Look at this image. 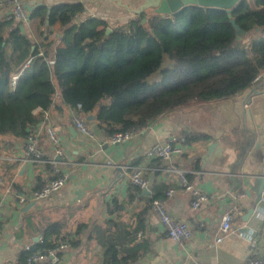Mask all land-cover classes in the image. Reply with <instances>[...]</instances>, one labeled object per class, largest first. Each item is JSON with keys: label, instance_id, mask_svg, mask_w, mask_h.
I'll return each instance as SVG.
<instances>
[{"label": "crops", "instance_id": "1", "mask_svg": "<svg viewBox=\"0 0 264 264\" xmlns=\"http://www.w3.org/2000/svg\"><path fill=\"white\" fill-rule=\"evenodd\" d=\"M122 1L131 8H138L144 0ZM78 3L85 8L84 15L76 19L79 22L99 18L114 29L134 18L114 0H24V7L27 12L32 10L31 17L41 8L49 10L62 4ZM4 13L5 10L0 11V18ZM42 29L39 19L32 17L30 26L22 27L37 43ZM51 31L46 44L53 43L51 50L63 47L60 25H55ZM249 40L246 38L245 42ZM254 88L263 90L264 83L255 84ZM248 92L228 100L178 109L119 145L110 144V137L98 128L95 120H88L90 116L86 124L92 138L81 135L73 127L72 110L58 113L51 109L52 123L64 153L62 168L69 180L58 194L24 211L31 203L20 206L17 197L32 194L39 179L42 182L51 179L50 172L43 166L18 165L11 173L0 166V264H19L24 249L42 236L44 227L53 223L60 224L63 233L78 242L64 253L62 264H105L103 242L110 238L119 242L121 256L137 243L148 245L149 251L136 264H193L189 257L202 264H248L250 258L264 254V192L253 216L245 221L256 199L251 190L253 176L260 173L264 161V148L255 149L257 142L264 143V94L253 97L246 107L252 115L254 131L251 132L245 121L241 129L243 122L235 108L247 98ZM235 131L253 135L252 148L241 162L229 142ZM186 135H206L210 140L187 145L186 152L170 163L147 159L146 153L154 144L172 136ZM25 143L16 141L13 153L8 154L22 155ZM214 143L218 144L217 148L209 149ZM40 147L47 157L54 155L55 148L46 137L41 138ZM135 169L143 171L151 195H142L143 190L139 189V193H132L131 200L130 178ZM177 171L190 175V185L208 198L199 211L191 210L192 195L181 185ZM163 186L173 191L172 197L166 196L163 201L167 213L186 222L190 228L191 237L184 247L167 237L153 209L146 215L144 228L137 233L136 215L145 209L153 191L160 192ZM230 210L234 213L232 231L216 244L222 217ZM27 217L34 218L33 226L22 235L20 230ZM79 226L85 228L76 235ZM252 240L256 242L255 247Z\"/></svg>", "mask_w": 264, "mask_h": 264}, {"label": "trees", "instance_id": "2", "mask_svg": "<svg viewBox=\"0 0 264 264\" xmlns=\"http://www.w3.org/2000/svg\"><path fill=\"white\" fill-rule=\"evenodd\" d=\"M84 13L80 3L55 6L50 13L47 8L35 11L31 17L38 18L43 28L39 43L22 31L20 23L0 18V154L13 153L16 141L26 142L51 109L72 110L85 121L94 115L98 128L111 137L142 131L178 109L239 96L254 88V80L264 70V0H242L234 9L233 19L249 34L241 42L228 14L217 9L189 7L173 16L146 12L109 35L108 24L99 18L75 23ZM48 16L50 28L59 24L63 34V47L55 50L52 42L46 44L52 34L46 35ZM246 38L250 40L245 42ZM231 136L229 142L241 162L252 148L253 135L235 131ZM185 139L187 145L210 140L206 135ZM18 165L3 167L14 173ZM43 167L51 172L49 166ZM185 177L191 184L192 177ZM45 183L39 179L34 192ZM162 188L153 191L145 209L136 215L137 233L153 203L166 199L170 187ZM139 191L131 184L130 199ZM114 205L118 207L116 200ZM33 220L25 219L22 235ZM41 234L42 242L22 252L19 264L60 243L70 247L78 243L58 223L48 224ZM103 244L105 264H136L149 251L144 242L137 243L121 256L117 240L105 239Z\"/></svg>", "mask_w": 264, "mask_h": 264}, {"label": "built area", "instance_id": "3", "mask_svg": "<svg viewBox=\"0 0 264 264\" xmlns=\"http://www.w3.org/2000/svg\"><path fill=\"white\" fill-rule=\"evenodd\" d=\"M5 10L4 16L8 20H13L24 28L31 24L29 12L24 7V0H0V11ZM49 64L53 65L54 61L49 60ZM17 77L13 78L15 84ZM264 83V70L254 80V84ZM81 107L79 106L78 109ZM73 127L84 136L92 138V133L88 128L86 121L83 120L75 112L72 114ZM136 132L116 133L109 138V143L112 145L124 144L129 142ZM46 137L48 142L55 148L54 155L47 157L45 152L41 150V138ZM186 139L183 136H172L165 142L154 144L146 153L148 160H159L171 162L175 157L182 156L186 152ZM64 158V153L60 149V139L58 131L52 123L50 111L45 112L42 123L37 129L27 138L22 155L16 156L3 152L0 154V166L5 163H17L19 165H33L50 167L51 172L49 179L45 185L36 192H32L29 196L20 195L17 197V202L20 206H26L29 203H41L49 200L58 194L67 184L69 180L68 174L63 171L61 160ZM181 185L191 193L192 200L190 208L193 212L201 209L203 204L208 201V198L197 188L191 186L186 180L185 173L177 171ZM141 169H135L131 175L130 181L141 190H149V184L143 177ZM173 191L167 193V197H172ZM0 204V212H1ZM157 214L160 223L165 229L166 235L175 243L184 247L187 240L191 237V231L186 222L178 221L171 217L164 206L163 201H155L152 207ZM234 224V213L230 210L222 217L220 224V234L216 239V244L221 243L232 231ZM1 235V234H0ZM43 237L38 238L37 242L27 246L24 251H29L36 243L42 242ZM252 246H256V242L252 240ZM70 248L68 243H60V245L49 251L47 254L34 253L27 259V264H62L64 253ZM23 251V252H24ZM193 264H202L189 257ZM248 264H264V254L254 256L248 260Z\"/></svg>", "mask_w": 264, "mask_h": 264}, {"label": "water", "instance_id": "4", "mask_svg": "<svg viewBox=\"0 0 264 264\" xmlns=\"http://www.w3.org/2000/svg\"><path fill=\"white\" fill-rule=\"evenodd\" d=\"M242 0H144L143 3L138 8H131L129 5L125 4L122 0H114V2L122 9H124L129 14L133 15L134 17H139L145 14L147 11L152 10L155 14L163 15V16H173L181 13L186 8L189 7H199L205 9H217L225 11L228 14V18L230 20V24L233 26L234 30L236 31L237 41L241 42L246 36L243 30L237 25L236 21L233 19L232 14L234 9ZM52 8H49V13ZM31 12V9H28ZM75 23H81L75 20ZM47 28H46V35L50 33L51 28L49 26V16L47 18ZM111 28L107 29V34L111 33ZM263 90H258L256 88H252L248 92L247 98L243 102H239L236 104V115L240 119L243 124L241 125V129H243L244 121L248 126V130L251 132L254 131V126L252 124V115L251 112L246 108L250 105L251 99L255 96L263 95ZM241 109V110H240ZM90 121H94L95 118L90 116L88 118ZM74 131V128L71 129V132ZM218 144L214 143L209 146V149L217 148ZM264 148V143L257 142L255 145V149H262ZM25 167L22 169L24 171ZM254 183L252 186V192L256 195V199L254 202V208L248 211L245 221L247 222L254 214V211L259 203H261L263 199V192H264V161L263 167L261 168L260 173L253 176ZM142 195H151V191L143 190ZM247 195L250 196L248 192ZM36 206V203H31L27 207L24 208V211H28L30 208ZM38 239H35L34 242H37Z\"/></svg>", "mask_w": 264, "mask_h": 264}, {"label": "rangeland", "instance_id": "5", "mask_svg": "<svg viewBox=\"0 0 264 264\" xmlns=\"http://www.w3.org/2000/svg\"><path fill=\"white\" fill-rule=\"evenodd\" d=\"M147 12H152V10H149V11H147ZM112 30V29H111Z\"/></svg>", "mask_w": 264, "mask_h": 264}]
</instances>
